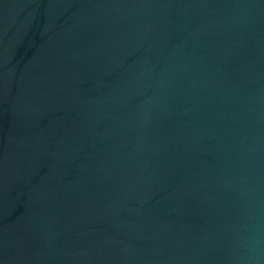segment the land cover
<instances>
[{
    "label": "water",
    "instance_id": "obj_1",
    "mask_svg": "<svg viewBox=\"0 0 264 264\" xmlns=\"http://www.w3.org/2000/svg\"><path fill=\"white\" fill-rule=\"evenodd\" d=\"M0 264H264V0H0Z\"/></svg>",
    "mask_w": 264,
    "mask_h": 264
}]
</instances>
